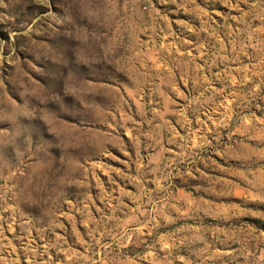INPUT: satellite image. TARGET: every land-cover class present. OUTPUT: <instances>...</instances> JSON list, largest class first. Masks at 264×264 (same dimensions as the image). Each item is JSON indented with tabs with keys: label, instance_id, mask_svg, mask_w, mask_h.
<instances>
[{
	"label": "rangeland",
	"instance_id": "obj_1",
	"mask_svg": "<svg viewBox=\"0 0 264 264\" xmlns=\"http://www.w3.org/2000/svg\"><path fill=\"white\" fill-rule=\"evenodd\" d=\"M0 264H264V0H0Z\"/></svg>",
	"mask_w": 264,
	"mask_h": 264
}]
</instances>
